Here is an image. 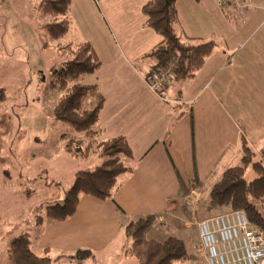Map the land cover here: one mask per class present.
Instances as JSON below:
<instances>
[{"label":"crops","instance_id":"1","mask_svg":"<svg viewBox=\"0 0 264 264\" xmlns=\"http://www.w3.org/2000/svg\"><path fill=\"white\" fill-rule=\"evenodd\" d=\"M149 1L72 0L70 5L67 46L89 43L101 63L81 81L97 85L104 98L98 141L123 137L132 159L125 160L130 172L118 178L111 200L82 195L69 220L47 224L39 234H20L28 235L35 255L58 258L52 264H86L88 259L137 264L125 254L130 241L123 229L131 220L155 215L150 233L157 232V226L166 228L165 222L184 211V201L204 200L223 172L240 164L242 140L258 156L264 150V0H239L238 7L177 0L176 34L212 40L216 46L192 79L172 82L164 100L145 84L154 66L145 55L161 42L141 12ZM61 47L56 50L62 57ZM3 72L0 76L5 77L9 71ZM0 90L6 96V89ZM65 154L74 155L68 148ZM93 154L90 160L89 155L79 157L80 165L65 176V188L61 180L55 182L63 189L57 204L77 172H91L102 163ZM21 212L23 217L26 209ZM19 218L3 220L11 240ZM7 247L6 264H12ZM78 251L93 257L76 261Z\"/></svg>","mask_w":264,"mask_h":264},{"label":"trees","instance_id":"2","mask_svg":"<svg viewBox=\"0 0 264 264\" xmlns=\"http://www.w3.org/2000/svg\"><path fill=\"white\" fill-rule=\"evenodd\" d=\"M176 1L150 0L141 9L147 27L161 38V42L145 55L154 62V66L146 75L173 65V81H183L192 79L202 68L216 43L212 40L204 42L197 39H182L176 34L174 29L177 22ZM71 3L72 0H40L39 10L50 19L49 23L44 25L49 39L60 40L68 32ZM70 54L69 60L61 67L51 70L53 78L51 85L61 92L52 112L53 118L56 122L66 124L80 136L75 155L86 157L90 151L95 150L102 163L91 172H77L62 203L45 208L46 217L51 223H62L72 218L82 195L100 201L111 200L117 188L118 178L130 172V168L122 159H132L131 149L123 137L98 141L102 133L98 121L104 98L97 85L81 83L83 78L95 74L100 69L101 63L94 50L89 43L84 42L73 46ZM3 95L4 91L0 90V100ZM86 99L94 101L90 108L84 106ZM83 141L86 143L85 146L81 144ZM67 148L71 149L69 145ZM247 170L254 176L249 182L244 178ZM263 209L264 150L258 156L242 140L240 164L223 172L207 197L198 202L196 211L221 210L220 213L243 211L251 226L264 231ZM117 210L120 212L118 208ZM35 219L37 225L42 224L44 220L40 216ZM156 222L155 215H145L131 220L124 227V233L130 241L125 254L133 257L137 264H173L192 259L184 242L177 237L168 236L162 242L148 238ZM8 253L12 264H52L58 260L35 255L27 234L15 237L9 244ZM74 256L79 259L78 261L93 257L88 251H78Z\"/></svg>","mask_w":264,"mask_h":264},{"label":"rangeland","instance_id":"3","mask_svg":"<svg viewBox=\"0 0 264 264\" xmlns=\"http://www.w3.org/2000/svg\"><path fill=\"white\" fill-rule=\"evenodd\" d=\"M39 3L40 0H0V71H9L7 76H0V88L7 92L6 100L5 93L0 100V264H6V247L12 241L11 231L4 227L3 220L20 217L14 223L20 224L14 225L12 230L16 237L27 231L39 234L51 224L45 208L57 204L63 192L55 182L61 180L65 188L68 182L65 176L81 161L74 152L80 136L66 124L56 122L52 113L61 92L51 85L53 78L49 70L61 67L71 57L72 47L67 46L70 36L57 41L48 38L44 25L50 19L39 10ZM58 46H62V57L57 54ZM93 102L86 99L85 108H90ZM81 144L85 146L86 143ZM67 145L74 155L65 154ZM94 151L88 153V160ZM125 160L123 158L122 162L126 163ZM244 178L249 182L254 176L247 170ZM199 199L184 201V211L177 218L165 222L166 228L157 226L154 228L157 232L148 235L158 242L166 236L184 242L193 258L173 264H206L199 251L196 226L200 221L223 213L221 210L196 211ZM23 209L26 212L22 217ZM35 215L43 217L42 224H36ZM166 230H169L168 235ZM159 233L165 235L157 236ZM33 250L41 255L35 248ZM86 262L98 264L96 259Z\"/></svg>","mask_w":264,"mask_h":264},{"label":"built area","instance_id":"4","mask_svg":"<svg viewBox=\"0 0 264 264\" xmlns=\"http://www.w3.org/2000/svg\"><path fill=\"white\" fill-rule=\"evenodd\" d=\"M212 1L221 7L239 6V0ZM172 82L173 65L145 77L148 91L161 100ZM196 228L206 264H264V231L251 226L243 211L209 217L198 222Z\"/></svg>","mask_w":264,"mask_h":264}]
</instances>
